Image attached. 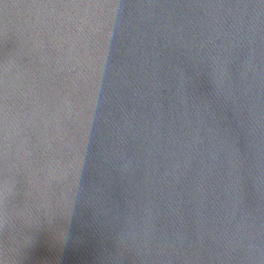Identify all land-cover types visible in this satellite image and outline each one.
I'll return each mask as SVG.
<instances>
[{
	"label": "water",
	"instance_id": "95a60500",
	"mask_svg": "<svg viewBox=\"0 0 264 264\" xmlns=\"http://www.w3.org/2000/svg\"><path fill=\"white\" fill-rule=\"evenodd\" d=\"M0 264H264V0H0Z\"/></svg>",
	"mask_w": 264,
	"mask_h": 264
}]
</instances>
